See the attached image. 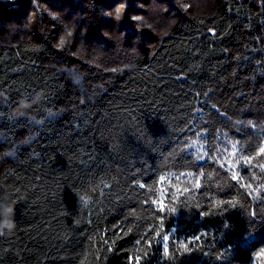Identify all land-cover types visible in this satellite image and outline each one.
Here are the masks:
<instances>
[{"label": "trees", "instance_id": "trees-1", "mask_svg": "<svg viewBox=\"0 0 264 264\" xmlns=\"http://www.w3.org/2000/svg\"><path fill=\"white\" fill-rule=\"evenodd\" d=\"M261 147L264 0H0V264H264Z\"/></svg>", "mask_w": 264, "mask_h": 264}, {"label": "snow or ice", "instance_id": "snow-or-ice-1", "mask_svg": "<svg viewBox=\"0 0 264 264\" xmlns=\"http://www.w3.org/2000/svg\"><path fill=\"white\" fill-rule=\"evenodd\" d=\"M231 147H232V153L229 155V157H226L225 159L227 160V163L231 167L234 168L235 165H232L231 155H234L236 153L237 146L235 144H233ZM259 154H264V147H261L259 149L258 155ZM241 159H243V163L246 164V165H249L252 162L251 161V158H238L236 160V163L239 164L241 162ZM221 166L223 167L224 165L222 164ZM260 167L262 169H264V164H261ZM201 175H203V174L201 173ZM233 179H239V177L234 175L233 176ZM140 187H143V185H140ZM185 191H187V189H185ZM152 203H156V201H152ZM159 203H160V207H159L158 211H164L165 208H164L163 201L161 200ZM3 214H4V209H3L2 206H0V219L3 218ZM168 231H169L170 234L174 235L175 232H176V229H175V227H171L170 226L169 229H168ZM154 237H158L159 238L157 242L160 245V247H162L164 255L167 256L168 255V248H169V245H168L167 241L169 240V235H163V236H161L159 232H154ZM199 240H200V237L199 236L194 237V241H199ZM150 242L151 241H149V243ZM185 247H187V245H185ZM260 255L264 256V252H261Z\"/></svg>", "mask_w": 264, "mask_h": 264}, {"label": "clouds", "instance_id": "clouds-1", "mask_svg": "<svg viewBox=\"0 0 264 264\" xmlns=\"http://www.w3.org/2000/svg\"><path fill=\"white\" fill-rule=\"evenodd\" d=\"M6 211H10V209H6Z\"/></svg>", "mask_w": 264, "mask_h": 264}]
</instances>
